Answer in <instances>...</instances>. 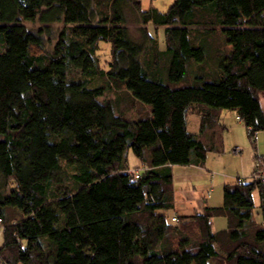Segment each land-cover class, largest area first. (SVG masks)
Segmentation results:
<instances>
[{
	"label": "trees",
	"instance_id": "obj_1",
	"mask_svg": "<svg viewBox=\"0 0 264 264\" xmlns=\"http://www.w3.org/2000/svg\"><path fill=\"white\" fill-rule=\"evenodd\" d=\"M262 95L264 0H173L166 11L141 0H0V262L264 264V182L262 222L245 183L226 185L221 206L168 213L171 166L224 151L222 110L264 131ZM129 150L140 169H129ZM218 217L227 225L216 231Z\"/></svg>",
	"mask_w": 264,
	"mask_h": 264
},
{
	"label": "crops",
	"instance_id": "obj_2",
	"mask_svg": "<svg viewBox=\"0 0 264 264\" xmlns=\"http://www.w3.org/2000/svg\"><path fill=\"white\" fill-rule=\"evenodd\" d=\"M261 98L264 100V95ZM219 121L224 129H228L226 131L231 134L235 130L230 129L237 128L236 126H242L245 130L247 129L237 112L233 110H222ZM200 126L201 116L190 112L187 116L188 130L198 134ZM259 141H262L264 144V137L262 136L261 138L260 136ZM254 147L255 151L253 153L255 157L257 154L261 155L259 144L254 145ZM234 148L224 157L222 156L224 151L220 154L216 152L209 153L203 166L194 164L171 166L173 173L174 209L168 212L170 217H191L202 211L206 206H221L223 203L224 187L236 184L239 178H242L245 184L253 186V190L251 191L253 201H255L254 197H260L261 207L259 182L252 178L255 169V159L251 163L249 155L242 156V154H237L234 152ZM231 162L235 163L237 167L235 173L229 169ZM128 165L129 169L132 170L140 169L143 166L131 150L128 152ZM214 197H217L215 201L213 200ZM226 225V218L218 217L214 219V229L216 231L225 228Z\"/></svg>",
	"mask_w": 264,
	"mask_h": 264
},
{
	"label": "rangeland",
	"instance_id": "obj_3",
	"mask_svg": "<svg viewBox=\"0 0 264 264\" xmlns=\"http://www.w3.org/2000/svg\"><path fill=\"white\" fill-rule=\"evenodd\" d=\"M173 2V0H141L142 3V8L144 10H148L150 9L152 6L157 8L160 11H165L166 9H168V7L171 5V3ZM127 26L129 28L130 34L134 39H140L141 38V24L138 20L137 15L135 14V12L132 10V8L128 9L127 11ZM29 26L31 28H35L37 29L38 27L41 26V24L35 23V24H29ZM52 31L55 32L57 30H59L62 25L61 24H55L52 25ZM153 31V30H152ZM158 31V37L159 39L162 41L163 39V28L159 29L157 28ZM162 33V34H161ZM160 41V42H161ZM46 50H48L49 52H51V46L47 45ZM161 48L164 49V43L161 42ZM111 49V45L109 43L105 44L102 43L100 46V49L98 51V56H99V64L101 68H108V61L110 59V52ZM71 76L75 77V78H79L81 76V72L79 70H72L71 72ZM107 96L113 98L115 96V93L109 92L107 94ZM124 99H127L126 97H124ZM128 103L126 104L127 106H129L131 103L129 101V99L127 100ZM261 102L263 104L264 107V100L261 98ZM133 110L128 111L127 113V117H133ZM236 126V125H235ZM237 128H231L230 130H235L232 134L226 130L223 131L224 133V152L222 153V156L224 157L225 155H228V152L232 151L233 148L235 146H239L242 151L240 153L237 154H242V156H246L249 155L250 157V161L251 163L254 162V159L256 161L255 155H254V151H255V147H254V142L252 141V139L249 137L248 133H247V129L245 130V128H243L242 126H236ZM239 128V129H238ZM238 129V130H237ZM92 133L95 136V138L97 140H100V134L98 132V129L96 126H92L91 127ZM261 138L263 135H260ZM259 151L260 154L262 156H264V144L262 141H259ZM133 161V160H132ZM229 169L235 173L237 171V167L235 165V163L231 162ZM253 169V167H252ZM218 172V171H215ZM217 197H214V201ZM220 198V197H219ZM254 203H255V207H254V215L255 218L258 222H262V216H261V208H260V197H254ZM259 200V201H258ZM220 202V201H219ZM223 204V203H222ZM4 243V234H3V230H0V247L3 246Z\"/></svg>",
	"mask_w": 264,
	"mask_h": 264
},
{
	"label": "built area",
	"instance_id": "obj_4",
	"mask_svg": "<svg viewBox=\"0 0 264 264\" xmlns=\"http://www.w3.org/2000/svg\"><path fill=\"white\" fill-rule=\"evenodd\" d=\"M247 132L249 137L252 139V141L254 142V145L258 144L259 138H260V134L263 135L264 137V131L256 133L253 132L252 129L250 127L247 128ZM242 151V149L237 146L234 148V152L236 153H240ZM256 161H255V171L252 175V178L256 181H258L259 183L264 182V161H263V156L257 154L256 155ZM237 183L239 185L244 183V180L242 178H239ZM173 220H177L176 217H173ZM2 225H1V219H0V230L2 229Z\"/></svg>",
	"mask_w": 264,
	"mask_h": 264
},
{
	"label": "water",
	"instance_id": "obj_5",
	"mask_svg": "<svg viewBox=\"0 0 264 264\" xmlns=\"http://www.w3.org/2000/svg\"><path fill=\"white\" fill-rule=\"evenodd\" d=\"M0 264H2V263L0 262Z\"/></svg>",
	"mask_w": 264,
	"mask_h": 264
}]
</instances>
